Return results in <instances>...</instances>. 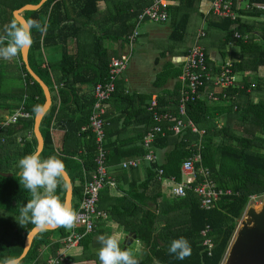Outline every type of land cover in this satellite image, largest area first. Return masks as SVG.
Masks as SVG:
<instances>
[{
    "label": "trees",
    "instance_id": "16d2710c",
    "mask_svg": "<svg viewBox=\"0 0 264 264\" xmlns=\"http://www.w3.org/2000/svg\"><path fill=\"white\" fill-rule=\"evenodd\" d=\"M39 1L0 0V46L7 40L6 28L9 21L13 18L17 21L13 15L14 10L27 3L36 4ZM195 1L198 0H182L181 4L186 3L188 6L180 4L168 7L173 21L170 37L173 42L184 38L189 9ZM97 3L98 0H47L39 8L26 10L24 14L26 20H35L44 29L31 30L29 63L49 86L52 94V104L40 124L44 137L40 156L45 158L53 155L64 162L65 170L73 183V210L78 207L82 198L85 179L90 177L95 168L94 158L97 153L94 133L91 130H81L83 125L89 123L94 95L81 93L82 89L77 85L104 82L109 76L111 56L105 48H101L103 53L100 54L96 69L91 77H85L78 54L69 52L68 47H62L61 59L55 63H46L43 50L52 44L58 45L60 39H65L68 35L78 36L74 28L76 18L68 16L69 4L73 9L78 8L79 16L90 19L97 10ZM259 3L264 4V0H249L250 7L242 10V14L246 17L264 15V8L254 5ZM181 10L186 12L183 14ZM137 12L138 9L129 15L122 32L110 34L109 37L113 41L127 38L135 27ZM68 19H72L73 23L67 22ZM207 23V29L214 28L221 32L225 44L233 43L239 48L241 56L232 62L234 73L242 76L235 86L220 89L217 93L218 101L223 102L219 108L211 103L213 100L207 98H196L188 103L187 115L199 130H203L202 134L193 132L190 127L174 134L166 127L165 134L157 135L154 146L161 156V161L149 162L145 166L142 207L139 206L141 199L138 193L128 191L129 197L117 198L118 202L112 203L108 208L112 219L119 222L125 231L136 234V239L142 241L143 249L132 254L138 260L137 264H220L250 197L264 195V77H251L259 67L264 66V20H246L241 15L232 19L217 16L210 11ZM236 32H239L241 37H237ZM244 35L248 38H244ZM101 37L106 38L103 34ZM101 37L98 36L99 42L102 41ZM207 63L213 68L209 65L208 57ZM219 67L214 68V71L218 72ZM124 72L115 81L116 90L112 93L109 104L110 101H118V104H123L126 100L137 102L136 108L147 120L144 121L142 132L136 136L134 146L128 149L111 140V128L109 124L106 125L105 147L108 150V165H114L116 170L119 165V169H125L121 166L125 156L145 154L142 138L154 122L149 102L145 99L142 101V94L126 92L124 79L121 78ZM181 72L182 65L178 68L169 65L165 69L164 79L179 77ZM207 85L213 86V83L207 82ZM179 86L180 84L173 91L171 99L158 100L160 110L171 113L175 118L179 117ZM55 89L56 93L53 92ZM223 91H227L226 97H223ZM44 102V91L27 71L21 52L15 57L0 59V108L12 114L17 108L23 107L31 114L30 117H19L16 123L4 126L0 132V260L18 257L23 251L28 232L33 228L27 223L21 226L16 220L19 219L22 205L31 198V194L23 189V185L18 181L17 161L37 149L35 115ZM116 117L113 121L119 116ZM3 120L0 115V124ZM54 121H62L66 129L61 146L55 145L53 141L51 128ZM172 123L167 121L165 125ZM198 147L201 161L196 165L208 167L218 187L231 188L234 192L231 196L222 197L209 209L200 206L198 195L191 189L183 197H164L161 180L158 178V169L161 167L164 176H173L179 181L183 160L197 151ZM1 172L13 174L4 176ZM64 183L66 184L65 180ZM66 189L58 184L54 193L63 202ZM148 190L154 191V207L144 206L149 199ZM101 225L85 235L78 246L69 249L62 264H99L96 255L100 247L98 237L108 236ZM206 226H209L208 235L214 242L210 254L203 245L204 236L201 233ZM55 232L58 233L57 237ZM65 235L67 228L64 227L38 232L28 253L17 264H47L48 256L55 254L62 247L59 239ZM177 237L185 238L190 245V255L182 260L176 259L174 254L167 251L169 242ZM118 243L121 249L127 250L129 247L124 242ZM73 248L77 249L71 252Z\"/></svg>",
    "mask_w": 264,
    "mask_h": 264
},
{
    "label": "crops",
    "instance_id": "0c3cea01",
    "mask_svg": "<svg viewBox=\"0 0 264 264\" xmlns=\"http://www.w3.org/2000/svg\"><path fill=\"white\" fill-rule=\"evenodd\" d=\"M152 1L153 0H98L97 10L92 14L90 19L79 16L78 8L73 9L71 4H69L70 6L67 9L68 16L76 18L74 28L78 36L71 37L67 34L68 37L60 39L58 45L52 44L46 50H43V57L46 63L57 62L61 59L62 47H68L69 52L78 54L81 68L84 73L83 75H85V77H91L100 59V54L103 53L101 48H105L111 58L119 56L126 48L127 38L125 40L119 39L113 41L109 37L110 34L122 32L129 15L137 9V13H139L145 6L152 3ZM165 1L168 4L167 7L179 6L182 2V0ZM183 4L186 3H182L181 5ZM248 4L249 0L234 1V11L237 16L241 15V17H244L246 20L247 18L251 20H264V15L246 17L242 14V10L249 8L247 7ZM255 6L264 8L263 3H259ZM186 11L188 10L186 9ZM186 11L183 10L181 13L184 14ZM189 11L190 15L188 16L186 25V34L184 38L178 42H171L172 40L170 37L173 30V21L169 11L166 21L155 22L147 19L142 22V30L139 34L140 36L142 35V42L140 43V48H142V67H139L136 71L134 70L135 62L132 56L127 70L121 76L125 82L126 92L142 94V101L145 99L146 102H150L152 98H156L157 100L160 98L165 100L171 99L170 97L180 81L179 77H167L164 79L166 75L165 69L168 68L169 65L173 68L180 67L189 48L196 41H199V43L205 47L209 65L213 67V70L221 66L226 60L240 58L241 53L239 48L233 43L225 44L219 30L214 28L207 29V20L211 11V0L195 1L193 7L189 9ZM67 22L73 23L72 19H68ZM202 28L205 30V35L198 39L199 31ZM102 34L105 35L106 38L101 37ZM65 35L66 33L63 34V36ZM98 36L102 38L101 42H99ZM262 71H264V66L259 67L257 72L261 73ZM158 82L161 83L157 84ZM94 85L95 84L92 83H82L77 86L82 89L81 93H87L91 96L93 95ZM210 90L218 92L220 88L214 85H207L203 89L201 98L209 99L207 95ZM53 92L56 93L57 90L55 89ZM211 100H213L211 103L218 108L221 104L223 105L222 101H218L219 99ZM137 105V102L127 100L123 104H118V101H110L108 107L109 122L111 121V123H109L111 128V140L121 144L125 149L134 146L136 142L135 138L139 132H142V128L145 127L144 121L147 120V117L136 108ZM116 116H119L118 119L113 121L114 118H117ZM63 124L62 121H54L52 124L51 131L53 141L57 146H61L62 138L66 131ZM157 156V161H161V156L158 152ZM130 157H135V155L125 156L124 159ZM148 163L149 161L143 159L140 165L135 167L134 170L132 169L133 167L125 168L122 165L121 166L125 169H119L120 165L117 170L114 165L109 166L108 176L110 182L101 190V198L99 199V209L106 212L108 216L98 219V227L102 224L101 227L104 229L106 235H112L118 242H124L128 246L131 245L135 253L142 250V241L133 238L132 242L128 244L127 239L129 237V232L125 231L124 227L119 222L109 216L108 208L112 206V203L118 202L117 198L122 196L129 197L128 191L138 193L141 199L139 206L142 207V181L145 179V166ZM124 170L125 172H122ZM163 180L164 179L161 180L163 196L173 197L172 187L168 186L165 190L163 189ZM147 192L149 199L147 200V205L144 206L154 207V201L152 199L154 191L148 190Z\"/></svg>",
    "mask_w": 264,
    "mask_h": 264
},
{
    "label": "built area",
    "instance_id": "2783aa9c",
    "mask_svg": "<svg viewBox=\"0 0 264 264\" xmlns=\"http://www.w3.org/2000/svg\"><path fill=\"white\" fill-rule=\"evenodd\" d=\"M167 6L168 4L165 0H153L152 3L145 6L137 14L135 27L127 36L125 50L119 56L111 58L108 78L104 82H99L94 85V103L90 120L88 124L82 126L81 130H91L95 135L97 148V153L94 158L95 168L90 177L84 181L82 198L79 201L78 207L74 210L75 219L72 227L67 228V235L59 239L62 243V249L59 248L55 254H50L47 258V264H62L67 258V251L72 247L78 246L80 240L85 235L93 232L98 227V219L108 216L106 212L99 209V199L101 190L110 182L108 176V150L105 147V127L109 124V116H107L109 99L116 90L115 81L130 64L134 42L140 34L139 30L142 22L147 19L155 22L166 21L168 19ZM247 7H250V5L248 4ZM211 11L220 17H230L232 19H236L237 17L234 11V0H211ZM204 35L205 30L202 28L199 31L198 39ZM235 35L241 37L239 32H236ZM244 38H248V36L244 35ZM207 57L206 49L199 41H196L189 48L182 63V72L179 75V117L175 118L171 113L161 111L158 100L152 98L149 102V109L152 110L154 122L142 138V145L145 147L146 152L142 156L124 159L121 162L123 167H137L143 159L149 162L157 161L158 156L154 141L159 133L165 134L166 127L172 130L174 134L181 133L187 127H190L193 132L203 133V130H199L195 123L188 117V103L196 98L202 97V89L206 87L207 82H212L214 86L225 89L235 86L238 80L233 70L232 60L223 62L218 69L219 71L215 72L208 66ZM241 86L243 87V84ZM218 92L210 90L207 97L209 99H218ZM227 94V91L222 92L223 97H226ZM30 116L31 114L26 112L23 107L17 108L1 122L0 132L4 126L16 123L19 117ZM167 121L173 123L166 126L165 122ZM200 161L201 153L200 147H198L197 151H194L192 155L183 160L181 165V179L179 181L173 176H164V171L161 167L158 169V178L162 180L165 177L173 183L172 194L174 196L183 197L189 189L193 190L199 197L200 206L204 209H209L222 197L231 196L234 192L231 188L218 187L211 177L210 169L201 164L199 166L196 165ZM256 196L252 195L248 203L253 201ZM208 232L209 226H206L201 233L204 236L203 245L210 254L214 242L212 237L208 235Z\"/></svg>",
    "mask_w": 264,
    "mask_h": 264
},
{
    "label": "clouds",
    "instance_id": "9594fccd",
    "mask_svg": "<svg viewBox=\"0 0 264 264\" xmlns=\"http://www.w3.org/2000/svg\"><path fill=\"white\" fill-rule=\"evenodd\" d=\"M43 27L35 20L28 19L23 23L14 18L6 28L7 40L0 46V59L15 57L19 52L32 44L31 30ZM19 183L31 194V198L19 210L17 222L24 226L31 224L41 231L49 227H72L75 212L54 193L58 184L67 188L64 183L65 165L62 159L49 155L41 158L38 151L25 154L17 161ZM100 247L96 255L99 264H137L138 260L126 249H121L118 240L112 236L98 237ZM167 251L174 254L176 259H184L190 255V245L183 237H177L169 242ZM0 264H15L14 258L0 260Z\"/></svg>",
    "mask_w": 264,
    "mask_h": 264
},
{
    "label": "water",
    "instance_id": "95a60500",
    "mask_svg": "<svg viewBox=\"0 0 264 264\" xmlns=\"http://www.w3.org/2000/svg\"><path fill=\"white\" fill-rule=\"evenodd\" d=\"M46 1L47 0H40L36 4L27 3L20 8L15 9L13 15L18 22L23 23L26 21L24 16L26 10L37 9ZM29 48L30 47L21 51L22 61L25 64L27 71L41 85L45 94V102L37 111L34 122V133L38 141L36 151L40 154L44 147V137L40 130V124L43 115L52 104V94L49 86L30 66ZM65 173L64 180L68 187L66 189L64 203L73 209V183L66 170ZM1 174L4 176H11L13 173L1 172ZM56 228L58 227H49L48 229ZM40 231L41 230L33 227L28 232L22 253L14 258L15 264L26 256L32 246L34 237ZM133 238H136V234L129 233L127 243L130 244ZM220 264H264V195H262L259 203L251 201L247 204L230 245Z\"/></svg>",
    "mask_w": 264,
    "mask_h": 264
},
{
    "label": "rangeland",
    "instance_id": "374dc122",
    "mask_svg": "<svg viewBox=\"0 0 264 264\" xmlns=\"http://www.w3.org/2000/svg\"><path fill=\"white\" fill-rule=\"evenodd\" d=\"M142 30V25L140 27V30ZM142 42V35L138 36L136 41L134 42V46H133V61L135 62V66H134V70L136 71V69H138L139 67H142V48H140V43ZM173 42V41H171ZM233 49H236L234 47H232ZM134 71V72H135ZM257 75H262L264 77V71H262L261 73L259 72H254L253 75H251V77H256ZM242 75L241 74H237L236 73V77L238 80H240V77ZM0 115L3 116V119H5L7 116H9L10 114L8 113L7 110H3L0 108ZM173 183L171 181H169L168 179H166L164 177V180H163V189L165 190V188H168V186L172 187ZM167 190V189H166ZM262 196H256L255 199H253V202L255 203H259L260 202V199H261ZM240 221V220H239ZM106 234V233H105ZM55 235L57 236L58 233L55 232ZM136 248V247H134ZM77 248H73L72 250H70L71 252L73 251H76ZM142 249H143V243H142ZM128 251H130L131 254H134V250H133V247L131 245H129V247L127 248ZM70 253V252H69Z\"/></svg>",
    "mask_w": 264,
    "mask_h": 264
}]
</instances>
